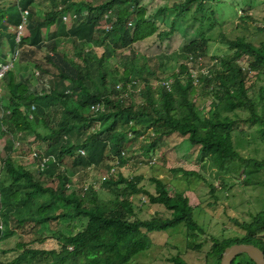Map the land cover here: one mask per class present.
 <instances>
[{"label":"trees","instance_id":"1","mask_svg":"<svg viewBox=\"0 0 264 264\" xmlns=\"http://www.w3.org/2000/svg\"><path fill=\"white\" fill-rule=\"evenodd\" d=\"M165 1L169 6L156 17H175L170 31L158 33L159 26L148 16L143 0H102L97 6L86 0H53V9L47 14L39 11L36 0H0V62H6L8 54L17 47L14 29L21 22V10H29V34L18 45L22 52L15 68L0 80V141H4L0 150V244L15 236L16 228L28 223L41 229L61 219L87 220L80 232L64 237L60 250L25 249L27 242L20 238L16 249L22 253L9 262L0 260V264H129L154 247L150 236L154 232L184 226L190 232L204 234L190 199L182 193L171 194L159 180H154L156 192L152 194L140 187L137 179L123 174L117 178L109 176L103 186L112 189L117 197L112 205H107L100 201L92 185L87 191L84 187L81 195L75 190L67 194L73 183L69 171L99 168L111 160L121 164L130 143L140 137L145 139L143 148L149 152L160 140L174 134L186 137L193 147L200 148L203 157L222 169L241 158L233 141L237 123L228 115L238 110L249 111L248 121L252 126H261L264 139V107L260 113L255 94L247 86L251 73L264 72V44L257 46L245 36L227 39L229 54L216 57L218 64L207 70L203 59L210 39L203 33L191 36L181 49L184 61L179 70L161 78L149 66V58L133 46L157 34L168 38L183 27V22L178 21L186 18L193 7L195 19L202 14V22L209 15L211 21L216 15L214 3L219 2ZM65 16L73 17L68 34L74 46H80L78 58L65 53L56 37L50 38L51 28ZM260 30L264 32V27ZM97 45L105 46L100 56L94 51ZM25 48H31L30 52ZM43 49L47 54L42 59L34 57L37 50ZM127 50L130 55L124 56ZM116 57L123 60L111 66ZM30 66L37 70L41 82L34 78V72H29ZM27 72L30 76L22 75ZM154 78L158 85L153 83ZM200 87L205 95L214 98L212 116L202 115L196 104L194 97ZM260 101L264 106V89ZM96 105L101 106L99 111L93 110ZM22 135L47 146L43 154L31 158L36 172L28 168L27 162L18 164L13 157L14 139ZM44 156H51L53 162L40 170L37 166ZM66 160L71 163L65 168ZM255 165L264 169V161ZM46 176L57 179L59 186L46 185ZM140 194L151 203L164 206L171 218L141 219L133 202V197ZM39 195L48 197L50 202L39 205L35 213ZM58 201L72 206L71 210L53 214L61 208ZM241 225L245 237L214 239L211 254L216 256L217 264H221L226 249L236 244H254L264 250V240L258 236L264 233V211L253 222ZM35 234H39L38 228ZM37 241L43 243L45 239ZM27 257L29 260L25 261ZM238 258L233 264H243L237 262ZM173 260L187 264L179 258Z\"/></svg>","mask_w":264,"mask_h":264},{"label":"rangeland","instance_id":"2","mask_svg":"<svg viewBox=\"0 0 264 264\" xmlns=\"http://www.w3.org/2000/svg\"><path fill=\"white\" fill-rule=\"evenodd\" d=\"M86 1L92 2L95 6L102 2V0ZM169 4L165 0H143L148 16L153 18L159 26L158 33L170 31L172 28L171 24L175 15L160 14L156 17L159 11L167 8ZM35 5L39 11L47 14L53 9V0H36ZM194 8L190 10L186 18L178 21L183 22V27L168 38H162L157 34L133 46L136 52L149 58V66L156 70L161 78L169 77L179 70V65L184 61L180 55L181 49L191 36L198 37L203 33L210 39L208 54L203 59V65L208 68L207 70L218 64L216 57L229 54L228 46L225 44L227 39L245 36L248 41L257 46L264 44V32L260 30L264 27V0H219L218 3H214L213 9L216 15L211 17V21H209L210 15L207 16L208 18L203 22L202 14L197 15L196 19L192 15ZM84 10L86 12L85 8ZM71 23L70 17L66 21H60L56 27L51 28L50 38L56 37L65 53L72 58H78L77 50L80 46L75 47L68 34ZM107 27L110 26L107 25ZM30 49L25 48L24 51L29 53ZM94 51L100 56L104 53L105 46L97 45ZM46 54V49L37 50L34 57L42 59ZM123 55L129 56L130 51H124ZM121 60L123 58L116 57L111 60L110 65L114 66ZM245 63L246 60L241 62V65L245 66ZM33 68L30 66L29 72L31 71V74L34 72V78L39 80L37 70ZM22 75L30 76L28 72ZM153 83L158 85V79L154 78ZM247 86L251 87V94H255V99L260 106L258 111L261 113V107H264L260 101L261 90L264 89V72L251 73ZM0 88L2 89L1 84ZM194 99L202 115H213L215 108L213 96L205 95L203 88L200 87ZM222 111L226 112L224 109ZM228 115L237 123L233 132V141L241 158L228 162L222 169L215 166L210 158L203 157L200 148L193 147L186 137L178 134L165 137L149 152L143 148L145 139L140 137L137 141L130 143L121 164L117 160H111L99 168L92 167L76 173L69 171L73 183L68 187L67 194L75 190L81 195L85 186L93 184L98 189L100 201L112 205L117 196L112 189L103 186V180L104 177H109V172L113 168H115L112 170L114 178L123 174L127 178L137 179L139 186L152 194L156 192L154 180H159L167 185L171 194L182 193L190 199V204L195 208L196 220L205 233L190 232L184 226L154 232L150 234L154 247L139 254L129 264H176L173 260L176 258L187 264H217L216 256L211 254L214 239L245 237L246 231L241 224L253 222L255 217L264 211V169L259 170L255 165L256 162L264 161V139L260 132L261 126H252L248 121L249 111L238 110ZM39 131L42 130L39 129ZM151 132L149 133L153 136ZM13 143L15 161L23 165L27 162L28 168L36 172L31 155L33 151L45 152L47 149L45 143L37 142L34 137L28 135L16 136ZM1 144L0 150L3 149L4 141ZM68 161L64 163L65 168L71 163ZM185 172H195L196 175H186ZM45 183L54 188L59 186V181L50 179L49 176H46ZM45 201L50 202V199L39 195L35 200L33 209L35 213L38 206ZM133 202L135 212L143 220H150L153 217L171 218L169 210L162 205L151 203L146 195L140 194L133 197ZM57 203L61 208L56 209L53 214L67 212L72 208V206L66 207L62 202ZM27 214L30 215L29 212ZM86 223V219H61L52 222L50 226H42L41 229L35 228L34 223H28L23 228H14L16 235L0 244V260L9 262L16 258L19 252L22 253L16 249L20 238H24V242H27L25 249L60 250L64 237L80 232ZM34 228H38V235L35 234ZM258 236L264 240V233ZM41 238L45 239L43 243L37 241ZM1 251L8 253L3 254ZM238 257V263L250 264L247 256L241 254ZM28 260L29 257L25 259V261Z\"/></svg>","mask_w":264,"mask_h":264},{"label":"water","instance_id":"3","mask_svg":"<svg viewBox=\"0 0 264 264\" xmlns=\"http://www.w3.org/2000/svg\"><path fill=\"white\" fill-rule=\"evenodd\" d=\"M241 254H246L255 264H264V251L254 244H236L228 247L221 264H233Z\"/></svg>","mask_w":264,"mask_h":264},{"label":"clouds","instance_id":"4","mask_svg":"<svg viewBox=\"0 0 264 264\" xmlns=\"http://www.w3.org/2000/svg\"><path fill=\"white\" fill-rule=\"evenodd\" d=\"M14 1L20 2V0H14ZM25 11H28V15H27L26 20L23 18V13ZM21 17H22V19H21L20 24L14 29V31L16 33V39L15 40H16L17 47L15 48V50L13 52H11L10 54H8V60H6V62H0V67H1V64H9V63H12L13 64V67L10 68L7 72H9L10 70H12V69L15 68L16 63H17L18 58H19V55L22 52L21 51V48L18 45L20 44L22 38L27 35V26H28L29 10H24V9L21 10ZM22 25L24 26V28L22 30V33H20V26H22ZM17 53H18V55H17ZM5 75L2 78H0V80L3 79L5 77ZM35 152L38 153L39 155L43 154V152H40V151L39 152L38 151H33V153H35ZM33 153L31 155V158H36V157L33 156ZM37 167L39 168V165ZM1 177H2V173L0 172V180H1ZM0 192H1V189H0Z\"/></svg>","mask_w":264,"mask_h":264},{"label":"built area","instance_id":"5","mask_svg":"<svg viewBox=\"0 0 264 264\" xmlns=\"http://www.w3.org/2000/svg\"><path fill=\"white\" fill-rule=\"evenodd\" d=\"M27 15H28V11H25L24 13H23V18L26 20V18H27ZM107 17V16H106ZM68 18L69 17H67V16H65L64 18H63V20H68ZM71 18V20H72V16L70 17ZM23 28H24V26L22 25V26H20V33H22V30H23ZM109 28V27H108ZM107 28V29H108ZM17 55H18V53H17ZM13 67V64L12 63H9V64H1V67H0V78H2L5 74H6V72L10 69V68H12ZM101 109V106L100 105H96V106H93V110H96V111H99ZM81 154L82 155H85L86 153H85V151H81ZM33 156L34 157H37V156H39V154L38 153H33ZM51 162H53V158L51 157V156H45V157H43V159L41 160V163L39 164V169L40 170H44V169H46V167H47V165L48 164H50ZM113 169H115V168H113ZM112 169V170H113ZM111 170V172H109V176H113L114 174H113V171ZM107 179V177H104V180H103V182L105 181ZM92 186H94L93 184H91ZM91 185H89V186H85V191H87L88 190V188L89 187H91ZM94 188L96 189V190H98L97 188H96V186H94ZM1 193V192H0ZM2 206L0 205V208H1ZM1 228H2V226H1ZM71 250L73 249V248H70Z\"/></svg>","mask_w":264,"mask_h":264},{"label":"flooded vegetation","instance_id":"6","mask_svg":"<svg viewBox=\"0 0 264 264\" xmlns=\"http://www.w3.org/2000/svg\"><path fill=\"white\" fill-rule=\"evenodd\" d=\"M258 247V246H257ZM260 248V247H259ZM261 249V248H260ZM264 251V250H263Z\"/></svg>","mask_w":264,"mask_h":264}]
</instances>
